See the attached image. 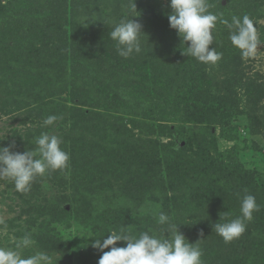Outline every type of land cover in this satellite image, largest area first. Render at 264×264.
Wrapping results in <instances>:
<instances>
[{
  "label": "rangeland",
  "instance_id": "rangeland-1",
  "mask_svg": "<svg viewBox=\"0 0 264 264\" xmlns=\"http://www.w3.org/2000/svg\"><path fill=\"white\" fill-rule=\"evenodd\" d=\"M37 1L12 0L10 12H15L17 15L15 18L11 17L12 21L21 24L30 19H39L42 14L47 17L54 16L48 5L42 7L41 1L40 3ZM99 2L98 7L92 11L94 21L92 26L97 30L96 32L91 31L92 26L85 24L87 20L84 21L81 18L80 21L78 19L79 23L77 22L82 25L78 33L80 36L83 34L86 39L85 34H88V40L95 42V50L98 47L96 38L102 36L105 31L109 33L115 24L113 21L105 20L107 23H104V28L98 18L99 15H104L103 11L105 15L111 14L118 8L125 11L129 0H100ZM206 2L210 5L209 11L222 14L223 18L229 21L233 15L238 17L248 15L253 19L257 27L259 46L252 58L241 59L238 63L231 62L232 57L240 56V54L231 44L228 28L219 23L214 30V41L210 46L222 53V58L216 64L206 65L185 55L183 52H186V46L181 44V39L176 31L170 28L167 19V14L171 12L169 0H136L139 16L135 19L142 25L144 34L140 38L141 43L143 48H148L152 55H158L159 51L166 53L170 74L173 73L176 78L182 79L181 84L185 81V89L189 95L200 91L197 88L200 84L194 81L195 71L199 68L201 75L205 78L204 86L211 91L212 97H217L218 94L216 100L223 99L220 102L228 100L237 116L231 118L227 127L215 125L216 122L212 121V126L203 124L197 129L209 139L215 137V145L209 144L208 147L211 155L219 158L221 153H227L228 159L241 163L247 171L257 177L260 183L264 184V131L260 130V125L264 124V0H206ZM162 23L171 30L170 36L165 33V30L163 31L167 45L161 44V34L158 33L160 30L157 29ZM10 26L13 27L14 24ZM19 36L10 40L8 45L23 43L19 42L21 41ZM29 39L30 37H27L25 41ZM107 39L104 38L101 42L104 43ZM109 42V50H104V55L110 56V54L114 55L116 48L110 37ZM82 44L84 46V40ZM170 51L172 52L169 53ZM110 57L115 61L114 64L121 63L123 69L118 72L110 70L104 74L110 78L101 77V82L110 85L121 83V88L118 90L121 102L126 103L130 108L127 107L118 113L111 112L115 117L122 118L125 123H128L127 120L137 122L146 111L153 108L154 104L159 108H165V111H170L171 106L164 97H160L158 101L154 99L152 101L136 93L134 85L127 87V79H140L136 76L141 73L136 63L132 64L126 59L117 62L113 56ZM29 59L25 58V62L20 64L3 58L1 60L0 146H9L14 142L16 144L14 151L23 152L27 148L31 150L35 148L34 138L42 131L51 130L62 140L61 147L69 153L70 166L71 160L75 161L77 157L70 153V138L77 143V146H82L84 152L88 148L89 141L93 139L90 131L94 125L85 121L75 123L70 118V111L74 107L69 101V90L66 91L71 82L70 79H68L69 83L66 79L60 80L49 69H46V75L41 78L43 73L38 70L36 64L27 63ZM136 62L140 63V60L137 59ZM235 70L240 72V75L236 74V77H232ZM46 82L48 86H45ZM194 84L196 87L193 86ZM82 86V90L86 91L89 97L99 101L102 106L99 111H104V107L108 104L95 94L88 79L82 83ZM201 91H204V87ZM207 94L208 92L205 91L204 96ZM78 109L85 112L89 110L87 106ZM49 115H56L59 119L54 126L42 128V121ZM159 117L158 114L157 118ZM164 123L170 126L180 125L174 118L173 120L165 119ZM217 123L220 122L217 121ZM254 130L260 134H253V132L256 133ZM132 134L135 139L149 138L145 131L138 129L133 130ZM63 173L65 171L38 177L30 191L26 193L17 192L11 182L0 181V219L4 221V224L0 225V244L8 245L10 238L19 237L24 232L31 231L41 249L49 252L56 251L60 254L59 264L65 252L68 254L67 250L72 254V264H87L86 260L89 264H98L102 253L91 247L96 237H84L89 230L99 238L107 236L110 231H119L125 225H131L134 231L147 228L158 231L155 220L150 217H133L136 210L146 202L159 204L160 209L167 214L164 207L165 198L160 193L155 194L158 200L153 199L150 190L136 195L137 200L126 197L122 190L125 180L119 177L120 172L114 174L112 171L107 172L104 174V180L98 181L97 184L73 182L70 168L66 174L61 175ZM78 180L85 181L81 176ZM188 195L189 192L184 190L169 193L170 197L175 196L182 200V208L180 209L178 205L172 206V214H179L183 218V225L188 228L182 234L190 243L203 239L200 246L203 250L204 264H264V227L258 226L254 217L247 222L246 231L239 239L224 244H221L220 240L214 243V240H207V236L212 237L214 233L212 230L214 224L209 223L210 214L205 213L208 206L196 205L188 199ZM78 208L81 209L79 215ZM227 219L230 220L229 217ZM204 223L207 224V228L203 226ZM201 233H203L202 237ZM165 235L167 236V233ZM57 240L65 243L64 252L59 251ZM242 244L245 245L242 246ZM117 246L125 245L124 242H119Z\"/></svg>",
  "mask_w": 264,
  "mask_h": 264
},
{
  "label": "trees",
  "instance_id": "trees-1",
  "mask_svg": "<svg viewBox=\"0 0 264 264\" xmlns=\"http://www.w3.org/2000/svg\"><path fill=\"white\" fill-rule=\"evenodd\" d=\"M40 1L42 7L47 5L50 7V12L54 16L47 17L42 14L39 19H30L19 24L12 21V18L17 16L15 12H10L12 0H0V22L2 21L0 63L2 58L15 64L30 58L27 63L38 66V70L43 73L41 78L46 75V69H49L60 80L70 79L71 82L68 81L70 89L69 86L66 89L69 90L70 104L74 106L70 111V118L75 123L85 121L94 125L90 131L93 139L89 141L88 148L84 152L82 146H77V143L70 138V153L77 156L75 161L71 160L69 166L72 181L80 184L89 182L97 184L98 181L104 180V174L107 172L112 171L113 174L120 172L119 177L125 180L122 190L126 197L137 200L136 195L150 190L153 199L158 200L155 194L160 193L165 198L164 207L167 214L169 213L175 223L181 225L182 233L188 227L183 225V218L179 214H172V206L178 205L181 209L182 200L179 197H170V192L188 191L189 200L200 207L208 206L205 213L210 214L209 223L212 224L219 222L220 213H229L225 220H228V217L230 220L236 218L240 214V197L247 193L255 197L259 210L253 213V217L258 226L264 227V184L260 183L257 177L247 171L241 163L228 159L227 153H221L219 158L211 155L208 147L209 144L215 145V137L209 139L197 129L203 124L212 126V121L216 122L215 125L227 127L231 118L237 116L228 100L222 102L220 101L223 99L216 100L218 94L217 97H212L211 91L204 86L205 78L199 68L195 71L194 81L200 84L197 87L200 91L189 95L184 85L185 78L181 84L182 79L176 78L173 73L170 74L166 53L159 51L155 56L144 47L140 54L133 55L132 59H126L127 62L136 63L141 72L136 75L139 80L127 79V87L134 85L136 93L150 100L158 101L160 97H164L171 108L170 111H165V108H159L154 104L148 112L145 110L146 113L142 115L140 121L127 120L128 123H125L122 118H117L113 114L128 107L126 103L121 102L118 93L121 83L110 85L101 82V77H107L104 74L110 70L118 72L123 69V65L114 64L115 61L110 56H113L117 62L125 58L120 57L117 52L110 56L104 55V50L108 51L110 45L108 32L105 31L102 36L96 38L97 50H95V42L88 40V34H85L86 39L83 34L80 36L78 33L82 28V25L78 24L81 18L87 20L85 24L90 26L94 24L92 11L98 7L100 0H38L37 2ZM94 2L96 4H93ZM103 12L104 15H99L98 18L104 28V23H107L105 20L117 23L125 14V11L118 8L111 14H106L108 19L105 11ZM10 24L14 26L11 27ZM158 28L161 44L165 45L163 31L165 30L170 36L171 30L163 23L158 25ZM91 31L97 30L93 27ZM15 36H19L21 40L19 42L23 43L9 46L8 42ZM27 37L30 39L25 41ZM104 38L108 39L102 43L101 40ZM137 59L140 63L136 62ZM231 62H241V56L232 57ZM236 72L237 70L231 76L240 75V72ZM87 79L94 88L95 94L108 104L102 112L99 111L102 108L99 101H95L96 99L89 97L88 93L82 90V83ZM45 86H48V82ZM193 86L196 87L195 84ZM203 87L204 91H201ZM205 91L208 94L204 96ZM82 106H87L89 110L85 112L78 109ZM158 114L159 118H157ZM169 118L178 120L180 125H166L165 119ZM260 126L263 132L264 124ZM135 129L145 131L149 138H133L132 133ZM255 132L253 134H260ZM67 172L68 169L61 175ZM80 176L85 181L78 180ZM78 206L80 207V204ZM77 213L78 215L81 213L80 208L77 209ZM203 226L207 228V224L204 223ZM207 240H214V243L220 240L221 244L225 243L215 232L212 237L207 236ZM56 244L59 245V251H65L63 249L65 243L57 240ZM212 249H214L213 245ZM67 252L68 254L65 252L64 258L61 259V264H72V254L68 250ZM86 263L89 264L87 260Z\"/></svg>",
  "mask_w": 264,
  "mask_h": 264
},
{
  "label": "clouds",
  "instance_id": "clouds-1",
  "mask_svg": "<svg viewBox=\"0 0 264 264\" xmlns=\"http://www.w3.org/2000/svg\"><path fill=\"white\" fill-rule=\"evenodd\" d=\"M169 6L171 12L167 14V19L170 28L186 45L185 55L206 65L216 64L222 58V53L210 46L217 23L228 28L231 44L239 51L242 60L256 54L259 38L250 16L233 15L229 21L222 14L209 11L210 5L206 0H169ZM138 16L136 0H129L124 16L109 32L117 54L125 59L143 50L140 39L144 35L142 25L135 19ZM58 119L56 115H49L42 121L41 127L47 129L54 126ZM34 142L35 148H27L23 152L14 151V142L9 146H0V181L11 182L20 193L30 191L38 177L69 169L70 155L61 147L62 140L51 130L42 131ZM258 210L255 197L245 193L240 197V214L234 219L225 220L229 213H220V220L213 225V230L225 243L237 240L245 233L247 222ZM136 216L155 220L158 231L152 228L134 231L131 225H125L119 231H110L103 238L91 230L84 236L96 237L91 247L102 253L98 264H204L200 246L203 239L190 243L180 231L181 225L162 211L159 204L146 202L136 210L133 217ZM3 224L4 221L0 219V225ZM119 242H124L125 246L118 247ZM59 260L58 252L45 251L38 246L31 231L10 238L8 245L0 244V264H59Z\"/></svg>",
  "mask_w": 264,
  "mask_h": 264
}]
</instances>
